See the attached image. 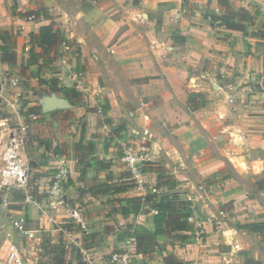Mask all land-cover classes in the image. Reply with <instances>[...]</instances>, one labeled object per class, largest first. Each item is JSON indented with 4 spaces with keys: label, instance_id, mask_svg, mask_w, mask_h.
Returning <instances> with one entry per match:
<instances>
[{
    "label": "crops",
    "instance_id": "0c3cea01",
    "mask_svg": "<svg viewBox=\"0 0 264 264\" xmlns=\"http://www.w3.org/2000/svg\"><path fill=\"white\" fill-rule=\"evenodd\" d=\"M12 1L19 8L13 10ZM227 1V7L212 2L208 8V0H0V33L11 35L7 40L16 53L14 65L0 61V150L8 133L27 124L23 144L32 163L33 194L27 198L22 190L20 206L12 210L25 219L19 231L22 264L35 263L34 249L45 238L65 246L75 239L86 264H108L114 246L122 249L130 238L135 248L129 235L140 226L150 229L153 211L129 212L130 201L154 192L159 171L173 175L183 198L195 204L194 230L185 239L158 237L155 250L134 254L131 264H245L244 255L261 264L264 244L247 238L262 239L264 231L236 225L264 222V188L254 187L264 177V39L249 34L264 24V0ZM250 5L260 15L247 25L248 33L206 14ZM28 11L36 13L35 20L20 16ZM49 23L65 40L49 57L62 70L55 69L53 78L57 87H66L72 85L64 74H80L78 99L49 86L60 94L48 95L38 80L27 76L23 82L24 75L21 81L11 74L23 56L28 60L34 46L29 33ZM24 102L41 108V120H25ZM105 102L108 122L98 112ZM80 118L84 123L77 128ZM82 127L95 145L93 155L109 167L92 166L83 175L75 169L74 144ZM122 135L148 157L128 179L124 167L112 163L125 150ZM56 145L63 154L51 152ZM62 160L67 179L61 196H52ZM106 198L114 199L113 218L101 203ZM225 202L226 209L213 210ZM225 210L235 223L212 226L207 214ZM72 212L80 214L82 225ZM7 233L0 229V238Z\"/></svg>",
    "mask_w": 264,
    "mask_h": 264
},
{
    "label": "trees",
    "instance_id": "16d2710c",
    "mask_svg": "<svg viewBox=\"0 0 264 264\" xmlns=\"http://www.w3.org/2000/svg\"><path fill=\"white\" fill-rule=\"evenodd\" d=\"M212 2H215L220 6H228L227 0H208V8H210L209 6ZM206 14L210 17L212 22H218L228 29L248 33L246 31L247 25L252 24L253 21L260 15V10L257 6L250 5L248 9L240 8L236 12L225 11L218 14L212 11H207ZM30 15H34L36 18V13L33 11L20 14L22 17ZM249 34L253 37L264 39V24L261 29L250 31ZM0 36L1 39L4 40L6 38V33H0ZM29 37L34 43V46L28 50V62L30 65H37L39 64V61L41 63L48 64L51 52L53 54L56 53L55 45L60 41H65L63 35L59 36L53 31L52 23L41 25L36 33H29ZM13 47L14 43L12 41H3V44L0 45L1 62L11 65L16 63V53L13 50ZM36 48H39V51H37ZM38 81L40 84L48 85L54 90H60L67 98H80V91L72 86L57 88L58 80L56 78H51L48 81L45 79H40ZM197 96L202 99L200 94ZM27 103L28 102H24L22 104L21 110L25 120H41V115L43 113L41 108L38 105H27ZM108 109L109 105L107 102H105L100 109L107 122L108 119L106 118ZM31 115H34L35 118H31ZM94 151L95 145L91 140L85 139L84 128L82 127L79 139L74 144V158L76 160L75 169L79 170L80 175H83L85 171L92 166H95L98 169H104L110 166L109 163H105L97 159L93 155ZM51 152L54 155L63 154V151L58 145L51 148ZM31 167L32 163H30V168ZM176 182L177 181L173 175L167 174L164 171H159L157 173L154 192L131 199L129 212L138 214L148 212L149 209L156 211L152 213L150 229L140 226L135 228L134 232L129 235L134 237L135 240V254H147L155 250L158 244L157 238L160 236H174L176 239H185L187 238V232L194 230L190 218L193 212L196 211V207L192 206V202L190 200L183 198L176 191H172ZM254 187L256 189H263L264 177L255 181ZM28 193L33 194L32 186L30 184ZM144 205H148L147 210L143 208ZM236 227L237 229H243L250 232H262L264 231V222L237 223ZM77 261L78 264H86L85 261H82L80 256L77 258ZM245 264L259 263L250 258L245 262Z\"/></svg>",
    "mask_w": 264,
    "mask_h": 264
},
{
    "label": "rangeland",
    "instance_id": "374dc122",
    "mask_svg": "<svg viewBox=\"0 0 264 264\" xmlns=\"http://www.w3.org/2000/svg\"><path fill=\"white\" fill-rule=\"evenodd\" d=\"M11 7L13 8V10L15 8L17 9V8H19V3L18 2L13 3V1H12ZM6 35L7 36L4 39V41H9L6 39H10L11 35L9 36L8 32ZM24 57L25 56H23L20 59V61H17V63H19L16 65V67L19 68L18 72L11 71L12 72L11 74L13 76H16V78L18 77L19 80H21L22 75H24L25 80H23V82L27 81V76H30L32 78V80H30V81H33L35 83H37V80H40V79H45L48 81L51 78H53L54 75H52V74H54L53 72H55V69H57V71H59V72H62V70L59 69V67H60L59 64H57V66H56L55 64H53L52 60H50L48 62V64H44V63H41L39 61V64L34 65V66H29L28 60L26 61V64H25ZM64 80H66V83H69L71 85L72 80L69 79L67 74L63 75V81ZM61 85H63V84L61 83ZM41 86L45 87V89H43V91L46 92L48 85H41ZM47 93H48V95H54V96H58V94H60L59 92L58 93H55V91L52 92V90L50 91V89ZM88 94H90V92H88ZM83 95H87V93L83 92ZM83 123H84L83 118L78 119V121L76 122L77 128H80L83 125ZM122 136L124 138L123 141H124V148L125 149H130V150L132 149L137 154H143V155L147 154L146 151L144 152V150L138 149L136 147V145L132 144L129 141H126L127 138L125 137V135H122ZM24 150H25V148H24ZM120 154L123 155V153H121V152H120ZM26 156L28 157V154H26ZM112 163L114 165L117 164L120 167L121 166L124 167L125 170H123V171H126L124 173L128 174L126 179H128L129 177L132 176L131 175L132 173L130 172V170L127 169V167H125V165L123 164V162L121 160L118 162L116 161V162H112ZM1 166H2V161L0 159V168H1ZM139 169H140V166H139ZM29 179H30V174H29ZM196 184L197 185L198 184L204 185L205 183L202 181H199ZM172 191H176L181 196H182L183 192L185 193L184 190H182L178 187L177 188L174 187V189ZM23 193L24 192L18 188H11L8 191H5V190L0 191V229L4 228L8 231L7 239L0 238V264H2V260L4 258V255L7 252L9 245H14L16 247L19 257H21V254H22V252L20 250V246L23 244L24 237L20 234L19 230H17L13 225V221L16 219V217H14L15 214L13 213L12 210L14 208L20 206L19 201L22 198ZM182 197L187 198V196H185V195ZM106 199L107 200L101 201V203H103V205H107V211L109 212L108 216L113 218L112 214H113V210L115 209V207H114L115 204L113 203L114 199H111V198H106ZM193 199L195 200L194 197H193ZM119 206H121V205L119 204ZM192 206L195 207V204L193 202H192ZM215 206L216 207L213 208L214 211H217V210L221 211V210H224L227 208L228 202H225L223 204L222 203L216 204ZM122 207H124V206H122ZM207 217H208V221L211 223L212 226L218 225L217 224L218 221L221 223H224L225 226H232L235 223V220H233V217L230 214V212H228L226 210L224 212H221V213L220 212L214 213V215L207 214ZM78 227L82 229L81 226L78 225ZM122 233L125 234L127 232L125 230V231H122ZM126 236L123 235V238H127ZM11 240H13V243ZM74 240L75 239L69 241L67 246H65V244H63V243H60V245H58L57 243H55L53 241V238H51L49 240L47 238H45L44 240L39 241L38 242V248L39 249H34L35 250L34 251V259H33V261L35 262L34 264H77L78 263L77 258L79 256L83 257L84 253L82 255V252L79 251L80 249L77 250L79 248V244H78V242L76 243ZM247 240L250 243H254L256 241L255 242L256 246H258L260 244L263 245L264 244V235H262V239H261V237L259 238L258 236H249V238H247ZM76 241H77V239H76ZM252 241H254V242H252ZM257 241H258V243H257ZM83 244H84V242H82V244H80V245H83ZM117 247H118L117 245L114 246L113 250L118 249ZM106 255H109V254H106ZM247 257H248L247 255H244L245 261L248 260ZM262 257H264V254ZM260 263L264 264V259Z\"/></svg>",
    "mask_w": 264,
    "mask_h": 264
},
{
    "label": "built area",
    "instance_id": "2783aa9c",
    "mask_svg": "<svg viewBox=\"0 0 264 264\" xmlns=\"http://www.w3.org/2000/svg\"><path fill=\"white\" fill-rule=\"evenodd\" d=\"M28 20H35L34 15L27 17ZM72 80V87L78 88L82 85L79 79L80 74L77 72H71L67 75ZM17 79L11 80L12 84H16ZM100 112V108L98 109ZM31 118H35L31 115ZM28 125H20L19 128L8 133L7 141L3 144L0 150V158L2 166L0 168V191H8L11 188H18L27 193V198H31L28 193L29 190V170H30V159L26 156L24 150V134ZM148 160L147 155L137 154L132 149H125L121 156V161L134 175L139 172V166H142L145 161ZM67 179V169L64 166V160L57 164V171L52 179L50 194L52 196H61L62 186ZM153 212H156L153 210ZM72 217L76 222L82 225V218L79 213L72 212ZM191 219V218H190ZM25 219L23 217L16 218L13 221L14 227L23 231ZM133 238L125 241L126 246L122 249L113 250L108 257V264H131L134 258L135 250L131 246ZM2 264H22L21 258L18 255L17 249L14 245H9L6 254L2 260Z\"/></svg>",
    "mask_w": 264,
    "mask_h": 264
},
{
    "label": "water",
    "instance_id": "95a60500",
    "mask_svg": "<svg viewBox=\"0 0 264 264\" xmlns=\"http://www.w3.org/2000/svg\"><path fill=\"white\" fill-rule=\"evenodd\" d=\"M50 101H52V99H51ZM58 104H59V103H58ZM196 206L199 207L198 204H197Z\"/></svg>",
    "mask_w": 264,
    "mask_h": 264
}]
</instances>
